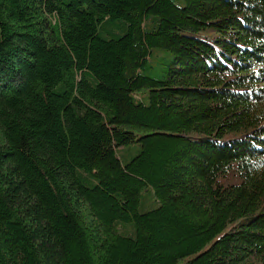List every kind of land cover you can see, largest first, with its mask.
Wrapping results in <instances>:
<instances>
[{"label":"trees","instance_id":"1","mask_svg":"<svg viewBox=\"0 0 264 264\" xmlns=\"http://www.w3.org/2000/svg\"><path fill=\"white\" fill-rule=\"evenodd\" d=\"M0 264H264V0H0Z\"/></svg>","mask_w":264,"mask_h":264},{"label":"rangeland","instance_id":"2","mask_svg":"<svg viewBox=\"0 0 264 264\" xmlns=\"http://www.w3.org/2000/svg\"><path fill=\"white\" fill-rule=\"evenodd\" d=\"M155 14H162L159 4L152 10ZM164 17V16H163ZM171 43L170 28L168 25H164L162 32L155 38L150 40V44L156 47H168Z\"/></svg>","mask_w":264,"mask_h":264}]
</instances>
